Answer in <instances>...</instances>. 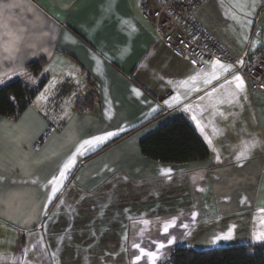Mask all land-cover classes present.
Wrapping results in <instances>:
<instances>
[{
    "label": "crops",
    "instance_id": "crops-1",
    "mask_svg": "<svg viewBox=\"0 0 264 264\" xmlns=\"http://www.w3.org/2000/svg\"><path fill=\"white\" fill-rule=\"evenodd\" d=\"M153 8L154 0H0V89L44 80L61 87L51 107L0 118V264H155L108 250L107 240L129 237L155 253L168 240L264 243L255 239L264 233V95L233 67L217 65L218 78L205 84L217 61L199 70L173 52L149 19ZM195 15L239 66L264 54V0H205ZM38 61L34 76L27 68ZM91 95L93 109L80 107ZM176 118L197 131L207 160L172 165L142 156L140 142ZM108 132L122 140L77 153ZM74 153L85 155L79 170L68 169L53 195L48 182ZM123 155L135 157L132 174L114 170ZM146 186L151 211L141 215Z\"/></svg>",
    "mask_w": 264,
    "mask_h": 264
},
{
    "label": "trees",
    "instance_id": "trees-1",
    "mask_svg": "<svg viewBox=\"0 0 264 264\" xmlns=\"http://www.w3.org/2000/svg\"><path fill=\"white\" fill-rule=\"evenodd\" d=\"M42 66L43 61H38L29 64L27 69L38 76ZM45 84L46 80L38 88L30 89L22 82L15 81L0 89V118L16 119L21 116ZM95 101V95H91L79 99L78 104L92 110ZM139 146L144 158L163 164L183 165L205 161L210 157L208 147L184 118H176L167 123L156 133L144 138ZM161 264H264V243L208 250L179 246Z\"/></svg>",
    "mask_w": 264,
    "mask_h": 264
},
{
    "label": "built area",
    "instance_id": "built-area-1",
    "mask_svg": "<svg viewBox=\"0 0 264 264\" xmlns=\"http://www.w3.org/2000/svg\"><path fill=\"white\" fill-rule=\"evenodd\" d=\"M205 0H161L164 27H170L165 34L169 45L194 67L202 70L215 61L226 62L250 85L264 95V56H260L251 67H241L237 59L219 41L208 33L196 19V11ZM174 32L173 35H170Z\"/></svg>",
    "mask_w": 264,
    "mask_h": 264
},
{
    "label": "rangeland",
    "instance_id": "rangeland-1",
    "mask_svg": "<svg viewBox=\"0 0 264 264\" xmlns=\"http://www.w3.org/2000/svg\"><path fill=\"white\" fill-rule=\"evenodd\" d=\"M160 1L161 0H154L153 11L148 16H149L150 21L156 26L157 30L159 31L160 37L169 44V41L167 39L168 37L166 36L165 33L168 30H170V27H164L163 26V23L165 21V17H164V14H163L162 10H161V7H160V4H161ZM173 34H174V32L170 33V35H173ZM171 49H172V51L174 50V48H172V47H171ZM262 56H264V54ZM259 57L252 64L248 65L247 67L253 66L257 62ZM38 86L36 88H38ZM60 88L61 87L59 86V83L57 81L49 80L46 83L45 88H43V90H41L36 95V97L32 100V102H31L29 107H32L36 111H41V109L44 108V107L45 108L51 107V105L53 104V100H55V95H56L57 91L60 90ZM30 89H33V88H30ZM35 119H36V117H35V114L33 113L31 116L27 115L24 120L26 122H28L29 120H35ZM102 135L103 134H101V136ZM116 135L108 138L107 139V144L108 143H115V142H118V141L122 140L123 136L119 137V136H116ZM93 148H90V152H91L90 155L91 156L93 155V151H94V150H92ZM125 151H127V150H123V154L126 155V153H124ZM85 152H84V154H86ZM127 152L130 153V150H128ZM125 155H123V158H125L124 161L123 160L121 161V159H120L117 169H114V170H116L117 173L120 172V173L126 174V175L129 174V173L132 174L133 173L132 172V168H133L132 163L135 162V157L132 156V155L131 156H129V155L125 156ZM81 157H85V155H83ZM81 157H78V155L76 156L75 163L72 166L73 168L71 167V169H72L71 172L74 171V169L76 170V172L79 170V168H78L79 165H80L79 163H81L83 161ZM94 166L95 165L91 166L92 167V171L96 172L97 170H96V167H94ZM62 168H63V166L61 167V169ZM61 169H59V173H60ZM108 169H106V171ZM68 172H70V170H68ZM110 172H111V170L107 171V173H110ZM150 187H152V186H150ZM150 187L149 186L145 187L146 189H145V192H144V196L142 197V200H140L138 202V206L139 207H142V206L145 207V208H143L141 210L140 209L137 210L138 213H140L141 215H145V214H147L148 212L151 211V208H147V204H146V200L148 201L149 195H150V190L147 189V188H150ZM92 199L94 201V205L96 206L97 202H96L95 199H98V197H95V198H92ZM113 200H114V197H112V199L110 201H113ZM113 203H114V201H113ZM128 203H133V202L129 201ZM98 204H99V202H98ZM134 204H135V202H134ZM108 207H110V206H108ZM133 207H135V206H133ZM112 208H114V207H112ZM125 208L129 209V210H125L127 213L131 212V210H132V206L131 205H127ZM157 211H159V210H157ZM144 219H142V220H144ZM141 222H143V226H146V221H141ZM75 241H77V240H75ZM137 241L139 243L134 242L133 245L134 244H139L141 247L143 246V248H146V246H144L142 244L141 240H138V238H137ZM149 241L151 242V240H149ZM171 241L172 242L169 243V245L164 250H163V248L157 247L158 248V253H156L155 264H161L162 262L167 261L170 258V254L172 253V251H174L178 247V244H175L174 240H171ZM191 241H193V240H185V241L182 242V245L186 246V247H187V245H189V246L192 245L191 248H194V249H197V250H208V249H215V248L227 246V245H225V243H226L225 240H204L200 245L195 246V247H194L195 244H192ZM213 241L216 242L217 244H214L213 246H210L209 243L213 242ZM131 243H132V240H130V237H129V239L125 238V240H113V242H112V240H107L106 241L108 250L115 251V250L121 249V251L123 250L122 253L126 252V253H124L122 255L121 260L122 259L128 260L131 257V250H132V257L135 256V258H136V256L140 255L139 249L133 247V245H131ZM158 245H160V244H158ZM206 245H209V246L206 247ZM230 246H232V244H230ZM122 261L125 264V260H122ZM127 264H129V260H128Z\"/></svg>",
    "mask_w": 264,
    "mask_h": 264
},
{
    "label": "snow or ice",
    "instance_id": "snow-or-ice-1",
    "mask_svg": "<svg viewBox=\"0 0 264 264\" xmlns=\"http://www.w3.org/2000/svg\"><path fill=\"white\" fill-rule=\"evenodd\" d=\"M240 63H242V61H240ZM217 65L219 66V68L223 71V72H229L231 70V65H223L221 64L219 61H217L216 63L213 64V72L211 73V78L210 79H206L204 82L205 84H208L211 82V79H217L218 78V73L216 71V68H217ZM199 75V74H197ZM197 79V76H193V77H189V80H196ZM233 80L237 82L236 84V87L240 90L243 89V80L242 78L239 76V75H236L233 77ZM182 84L186 85L188 83V81H182L181 82ZM226 83H232V81H226ZM221 87H223V85H221ZM133 92H135V94L137 96L140 95V93L136 90V89H133ZM211 95V94H209ZM175 101H179V97H174L173 98ZM195 119V117H193ZM116 135V133H113V132H108L102 136H96L92 139H88V140H84L80 146L77 148V153L80 152L81 149H83L85 146H95V145H98V144H101L103 143L106 139L112 137ZM240 157L238 156L237 159H239ZM75 159H76V153H74L71 157H69L67 163H65L63 165V168L61 169L60 173H59V176H53L51 180H49V184L52 185V193L53 195L58 191V188H57V185L60 184L62 178L65 177V174L67 172L68 169H70L73 164L75 163ZM264 222V221H262ZM174 225V221L171 222L170 224L169 223H166L164 225V228H163V231L164 233H167L168 232V229L169 227L173 226ZM231 236V231L229 232L228 236L224 237V238H230ZM255 239L257 240H264V233H259V234H256L255 235ZM172 241L169 240V243H171ZM153 243H155V241H153ZM133 247L139 249V252H140V255H138L136 257L137 260H139L141 258V256H146L152 260H155V257H156V253L154 252H151V251H146L143 247H141L139 244H134ZM160 248H163L164 247V244L161 243L159 245Z\"/></svg>",
    "mask_w": 264,
    "mask_h": 264
}]
</instances>
